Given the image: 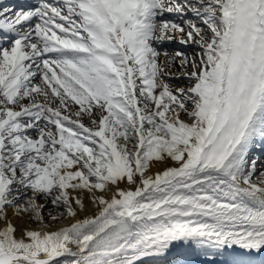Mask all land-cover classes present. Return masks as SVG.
Returning <instances> with one entry per match:
<instances>
[{
  "label": "snow or ice",
  "instance_id": "obj_1",
  "mask_svg": "<svg viewBox=\"0 0 264 264\" xmlns=\"http://www.w3.org/2000/svg\"><path fill=\"white\" fill-rule=\"evenodd\" d=\"M0 33V264H264V0H38Z\"/></svg>",
  "mask_w": 264,
  "mask_h": 264
},
{
  "label": "rangeland",
  "instance_id": "obj_2",
  "mask_svg": "<svg viewBox=\"0 0 264 264\" xmlns=\"http://www.w3.org/2000/svg\"><path fill=\"white\" fill-rule=\"evenodd\" d=\"M188 18H189V16H187ZM194 19V18H193ZM169 43H170V41H168ZM172 45V44H171ZM189 45V47L186 49V50H181V49H178V48H174V47H169L168 49H164V48H162V47H160V48H157V50L158 51H160L161 53L162 52H167V53H174V54H172L173 55V57L175 56V53L176 52H181L183 55H186L188 58H189V60H191V58L193 57V56H195L196 54H197V52H199V48H198V46L197 45H195V44H188ZM192 46H195L194 48H192ZM190 49H192L193 50V52H190ZM180 58L179 57H176L175 58V60H174V62H173V64L175 65V66H179L180 67ZM185 67H188V66H185ZM186 71H188V70H186ZM183 72H185V71H183ZM183 72H181V73H183ZM170 73H172V72H170ZM179 73H172V75H174V79H176L177 81H174V80H171L170 78H166V82H169V83H172L174 86H172V88L174 87V88H177V87H179V84H182L183 86H187L188 85V83H186V81H184V79H182V78H180V76L178 75ZM177 77H179V78H177ZM179 83V84H178ZM176 85V86H175ZM42 203V202H41ZM53 213L55 214V210L53 211ZM43 215L45 216V218H46V222H49V221H51L50 220V218H49V212L48 211H45L44 213H43Z\"/></svg>",
  "mask_w": 264,
  "mask_h": 264
},
{
  "label": "bare ground",
  "instance_id": "obj_3",
  "mask_svg": "<svg viewBox=\"0 0 264 264\" xmlns=\"http://www.w3.org/2000/svg\"><path fill=\"white\" fill-rule=\"evenodd\" d=\"M178 40V39H177ZM179 41V40H178ZM165 59L166 58H160V62L161 63H164V61H165ZM168 72H172V73H179L178 75L180 76V78H182V79H184V81H186V83H188L189 81H188V79L185 77V76H183L182 75V73L181 72H183V71H186V70H188V71H190L191 69L189 68V67H179V66H175L174 64H172L171 66H169L167 69H166ZM172 73H171V77H168V78H170L171 80H174V81H177L176 79H174L175 77H174V75H172ZM166 78L167 77H165V80H166ZM166 82V81H165ZM167 83H169V82H167ZM179 84V83H178ZM189 84V83H188ZM169 85L172 87V86H174L172 83H169ZM176 86V85H175ZM188 86V85H187ZM187 86H183L182 84H179V87H177V88H184V87H187ZM174 88V87H173ZM153 171H155V169L153 170ZM42 203H44V201H41ZM86 204H87V206H88V214L89 215H91L93 212H95L96 211V209H95V206L94 205H92L89 201H87L86 200ZM46 211H54V207L53 206H51V205H48V210H46ZM84 215V213H81V216H83ZM47 223H49V224H51V228H52V230H57L58 228H60V227H63V226H66L64 223H56V222H52V221H49V222H47ZM166 264H167V262H165ZM221 264H224V260H222L221 261Z\"/></svg>",
  "mask_w": 264,
  "mask_h": 264
}]
</instances>
